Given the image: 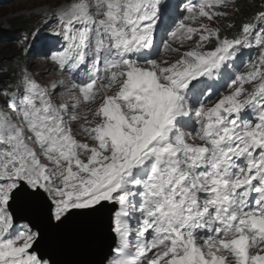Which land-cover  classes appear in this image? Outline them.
Segmentation results:
<instances>
[{
    "label": "snow or ice",
    "instance_id": "6c2138e0",
    "mask_svg": "<svg viewBox=\"0 0 264 264\" xmlns=\"http://www.w3.org/2000/svg\"><path fill=\"white\" fill-rule=\"evenodd\" d=\"M37 15L0 63V264L68 247L98 255L80 264H264V2Z\"/></svg>",
    "mask_w": 264,
    "mask_h": 264
},
{
    "label": "rangeland",
    "instance_id": "374dc122",
    "mask_svg": "<svg viewBox=\"0 0 264 264\" xmlns=\"http://www.w3.org/2000/svg\"><path fill=\"white\" fill-rule=\"evenodd\" d=\"M42 0H0V48L4 49V56L1 58L0 63L9 64V57L15 56L12 54V47L17 51L16 56L23 55L18 50V40L27 32L33 30V27L39 23L40 17L37 15L40 12ZM22 22H24L22 24ZM16 30L15 33L10 31ZM9 36H19L17 42L14 39H9ZM7 46H11L9 50ZM43 49L39 46L35 47L30 53L28 59L34 62V70L41 71L49 65L43 61ZM15 63V61H11ZM44 80L54 79V76H43ZM50 78V79H49Z\"/></svg>",
    "mask_w": 264,
    "mask_h": 264
},
{
    "label": "water",
    "instance_id": "95a60500",
    "mask_svg": "<svg viewBox=\"0 0 264 264\" xmlns=\"http://www.w3.org/2000/svg\"><path fill=\"white\" fill-rule=\"evenodd\" d=\"M110 241H105V247ZM54 258L61 264H80L83 261H94L98 255L94 252H85L77 248L68 247L55 252Z\"/></svg>",
    "mask_w": 264,
    "mask_h": 264
},
{
    "label": "trees",
    "instance_id": "16d2710c",
    "mask_svg": "<svg viewBox=\"0 0 264 264\" xmlns=\"http://www.w3.org/2000/svg\"><path fill=\"white\" fill-rule=\"evenodd\" d=\"M262 2H264V0H238V3L242 6L244 11L247 12V13H250L253 10L254 7H258ZM23 23L24 22H22V24ZM15 32H16V30L10 31V33H15ZM9 39H14V41L17 42V40L19 39V36H9ZM10 47L11 46H7L6 49L9 50ZM4 51H5V48L4 49L0 48V57L1 58L5 54ZM11 52H12V54H15V56H16L17 51H15V47H12V51ZM0 62H1V60H0Z\"/></svg>",
    "mask_w": 264,
    "mask_h": 264
},
{
    "label": "bare ground",
    "instance_id": "6f19581e",
    "mask_svg": "<svg viewBox=\"0 0 264 264\" xmlns=\"http://www.w3.org/2000/svg\"><path fill=\"white\" fill-rule=\"evenodd\" d=\"M50 79V78H49Z\"/></svg>",
    "mask_w": 264,
    "mask_h": 264
}]
</instances>
